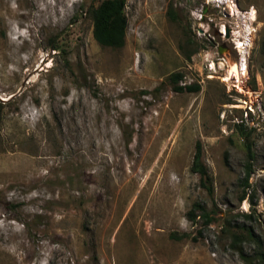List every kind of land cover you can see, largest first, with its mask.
I'll return each instance as SVG.
<instances>
[{
  "label": "rangeland",
  "instance_id": "rangeland-1",
  "mask_svg": "<svg viewBox=\"0 0 264 264\" xmlns=\"http://www.w3.org/2000/svg\"><path fill=\"white\" fill-rule=\"evenodd\" d=\"M100 1L0 0V264L256 261L264 0H125L118 48Z\"/></svg>",
  "mask_w": 264,
  "mask_h": 264
},
{
  "label": "trees",
  "instance_id": "trees-1",
  "mask_svg": "<svg viewBox=\"0 0 264 264\" xmlns=\"http://www.w3.org/2000/svg\"><path fill=\"white\" fill-rule=\"evenodd\" d=\"M124 5L125 0H101L92 8L93 36L100 45L112 48L123 46L127 29V18L124 13ZM181 76V73H173L170 75V80L173 83H177ZM173 88L176 91H182L184 88L196 90L198 87L193 88L189 85L186 87L174 85ZM192 170L199 173L203 184L205 182L204 180H208L209 177L206 168L200 160L199 148H197L194 154ZM190 217L194 218V215L191 214ZM247 264H264V254H261L256 261L247 260Z\"/></svg>",
  "mask_w": 264,
  "mask_h": 264
},
{
  "label": "bare ground",
  "instance_id": "bare-ground-1",
  "mask_svg": "<svg viewBox=\"0 0 264 264\" xmlns=\"http://www.w3.org/2000/svg\"><path fill=\"white\" fill-rule=\"evenodd\" d=\"M251 14L253 15V11H251ZM222 31V30H221ZM250 29L246 30V34H249ZM237 48L239 49V60L236 62H233L230 64V67L225 75L224 80L228 81L231 78H236L237 80L240 79V76L243 74H245L246 70H247V64H246V56H245V46H246V42L242 41L241 39L237 40ZM211 68H214V64L211 63ZM235 107H240L241 105H233ZM113 176V175H112ZM117 185V184H116Z\"/></svg>",
  "mask_w": 264,
  "mask_h": 264
},
{
  "label": "water",
  "instance_id": "water-1",
  "mask_svg": "<svg viewBox=\"0 0 264 264\" xmlns=\"http://www.w3.org/2000/svg\"><path fill=\"white\" fill-rule=\"evenodd\" d=\"M203 11H205V10H203ZM219 52H222V49H221V47H219Z\"/></svg>",
  "mask_w": 264,
  "mask_h": 264
}]
</instances>
